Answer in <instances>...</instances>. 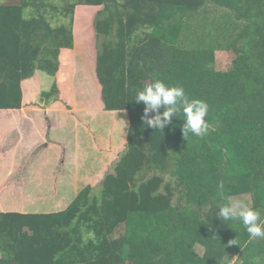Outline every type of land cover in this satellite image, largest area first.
Wrapping results in <instances>:
<instances>
[{
	"label": "trees",
	"instance_id": "obj_1",
	"mask_svg": "<svg viewBox=\"0 0 264 264\" xmlns=\"http://www.w3.org/2000/svg\"><path fill=\"white\" fill-rule=\"evenodd\" d=\"M153 79L208 104L205 136L143 124ZM47 108L60 155L44 194L6 179L42 209L0 205V264H264V239L216 216L248 195L264 219V0L0 2V112L46 140Z\"/></svg>",
	"mask_w": 264,
	"mask_h": 264
},
{
	"label": "clouds",
	"instance_id": "obj_2",
	"mask_svg": "<svg viewBox=\"0 0 264 264\" xmlns=\"http://www.w3.org/2000/svg\"><path fill=\"white\" fill-rule=\"evenodd\" d=\"M134 100L143 103V124L155 130H162L171 124L177 114L183 115L182 133L184 138L190 133L196 137L206 135L209 124L206 121L208 104L199 99H190L182 86L167 85L162 80L153 79L136 91ZM163 109V111H160ZM154 115L149 118L148 113ZM221 199L223 196V184L218 185ZM217 218L227 222L238 220L242 222L249 239H264V219H261L260 211L250 207L242 200L226 199L218 204ZM230 244L231 241H229Z\"/></svg>",
	"mask_w": 264,
	"mask_h": 264
},
{
	"label": "crops",
	"instance_id": "obj_3",
	"mask_svg": "<svg viewBox=\"0 0 264 264\" xmlns=\"http://www.w3.org/2000/svg\"><path fill=\"white\" fill-rule=\"evenodd\" d=\"M1 114H4L3 112H0ZM7 116H10L12 121L15 123V125H20L21 122H28L29 127L27 128L28 133H30V122L25 118V110H21L19 116L15 118L14 114H4ZM3 126V125H2ZM4 128H8L6 125ZM60 128V127H59ZM57 131H52L50 134L56 133ZM63 133V131H60ZM28 133L24 134V131H20L18 133L16 143L13 146V150L11 151V156L7 157H1L0 156V205L5 211H34L35 209H42L39 204L31 205L30 203L26 202L23 199L22 191H20L18 188H13V186L6 182V179L10 175L18 176L20 181L23 182L24 186H26V189L30 193L34 194H44V192L48 189L47 184L50 181V177H47L44 173V165L46 164L48 167L52 168V163H55V158H58L60 153L55 152L53 149L52 151L55 152L58 156H47L45 157L42 155L41 157H35V160L31 162V164L26 165L24 161V158L26 157V150H28V146H25V142L29 141L31 139V136L28 135ZM58 135V134H57ZM27 139V140H26ZM33 139V138H32ZM1 142L7 141V137L0 138ZM37 143L41 140H36ZM56 141V140H54ZM59 145L61 143L57 141ZM19 146V147H18ZM51 148V147H50ZM65 154L69 155L70 159V153L68 152L69 148H64ZM18 150H21L23 155L25 156L21 161V166L19 170L15 171L13 168V161H15L14 155L17 153ZM44 154V152H43ZM64 155V152L62 153ZM38 159V160H37ZM25 165H24V164ZM27 163V162H26ZM23 165V166H22ZM22 168L24 171H22ZM21 169V170H20ZM28 173V175H24V173ZM28 177V178H27ZM30 179V182H27V180Z\"/></svg>",
	"mask_w": 264,
	"mask_h": 264
},
{
	"label": "rangeland",
	"instance_id": "obj_4",
	"mask_svg": "<svg viewBox=\"0 0 264 264\" xmlns=\"http://www.w3.org/2000/svg\"><path fill=\"white\" fill-rule=\"evenodd\" d=\"M4 1L5 0H0V2H4ZM13 1H15V0H13ZM214 63H215V68L217 70H226L230 66L231 59H230V57H228V55L219 51L216 53ZM12 119L13 118H11L10 116H7V115L0 113V138L2 139L4 137L5 138L7 137V141H5L4 143L0 141V156L1 157L11 156V151L13 150V146L16 143V139H17L18 133H20V131L23 130L24 134L28 133V130H27V128L29 127L28 122L23 121L18 126V125H15V123L12 121ZM45 120H46L48 129H49L48 138L46 140L41 139V141H39L38 143L35 139H30L29 141L25 142V146H28L31 148H28V150H26V157L23 155L21 150H18L17 153L14 155L15 161H13V168L15 171L19 170V168L21 166V161L24 157L25 158H24L23 162L26 161L27 163L25 162V164L29 165V164H31L32 161L35 160V157H41L42 155H44L45 157H47L48 155L49 156H53V155L58 156L57 154H59V153L56 154L55 152H53L52 148H50V145L53 142V140L59 141L60 139L58 138L57 135L50 134V132L55 131L57 129V127L59 128L60 122L63 120H59L58 113L52 108H47L46 113H45ZM5 125L8 128H4ZM106 133H107V136L109 138H111V136L113 135L112 130H109ZM25 135H27V134H25ZM43 152H44V154H43ZM61 156H63V155H61ZM114 164H115V161L109 167V169H108L109 172H112ZM22 171H24L23 168H22ZM24 175L27 176L28 173L26 172V173H24ZM27 182H30V179H28ZM231 200H233V201L242 200L245 203H247L249 206H250V202H251L250 197L248 195L233 196V197H231ZM51 204H53L52 201H51ZM196 251L201 253L202 249L200 247H196ZM237 260H238L237 257H234L232 259V261L229 262V264H232L234 261H237Z\"/></svg>",
	"mask_w": 264,
	"mask_h": 264
}]
</instances>
